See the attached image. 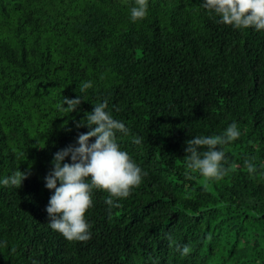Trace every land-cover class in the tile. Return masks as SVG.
Masks as SVG:
<instances>
[{
    "label": "trees",
    "instance_id": "obj_1",
    "mask_svg": "<svg viewBox=\"0 0 264 264\" xmlns=\"http://www.w3.org/2000/svg\"><path fill=\"white\" fill-rule=\"evenodd\" d=\"M130 3L0 0V176L29 173L0 185V264H264V166L243 164L264 162V30L219 23L201 0H149L133 22ZM77 95V109H57ZM102 100L147 176L111 207L94 190L92 236L69 241L47 223L44 177ZM233 120L242 135L225 148V176H185V141Z\"/></svg>",
    "mask_w": 264,
    "mask_h": 264
},
{
    "label": "clouds",
    "instance_id": "obj_2",
    "mask_svg": "<svg viewBox=\"0 0 264 264\" xmlns=\"http://www.w3.org/2000/svg\"><path fill=\"white\" fill-rule=\"evenodd\" d=\"M201 7L219 23L236 29L264 30V0H201ZM148 9L149 0H131L129 19L133 22L143 19L148 15ZM91 87V79L81 81L79 85L81 93ZM82 99L81 95L63 96L56 107L68 114L77 109ZM76 125L78 128L87 126L88 131L80 132L76 143H70L53 154L52 167L44 177L45 187L52 190L45 207L50 228L69 241H86L92 236L86 212L93 206L94 190H105L108 193L105 202L111 207L139 186L147 171L119 143V135H128L130 129L123 120L113 116L107 100L95 103ZM241 135L238 122L233 120L218 134H200L187 139L184 175L199 173L208 179H222L230 170L225 148ZM142 139L140 135L132 136V141L137 144ZM256 160L253 155L243 161L249 175H254L258 167L264 166V162L258 165ZM28 174L27 171L15 170L0 176V185L19 187ZM169 240L182 256L190 253L188 244L181 246L172 240L170 234ZM7 244L0 238V248ZM153 264H157L155 259Z\"/></svg>",
    "mask_w": 264,
    "mask_h": 264
}]
</instances>
